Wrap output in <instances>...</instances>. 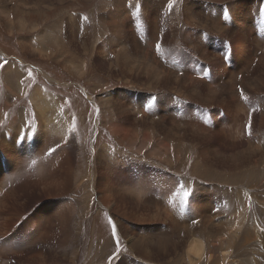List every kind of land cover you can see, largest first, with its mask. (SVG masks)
Masks as SVG:
<instances>
[{
	"label": "rangeland",
	"instance_id": "rangeland-1",
	"mask_svg": "<svg viewBox=\"0 0 264 264\" xmlns=\"http://www.w3.org/2000/svg\"><path fill=\"white\" fill-rule=\"evenodd\" d=\"M108 1L68 0L66 3L48 5V2H45L35 6L28 2L22 3L21 0H13L12 3L15 4L14 7L19 8V12H16L14 7L7 11L9 16H13L14 23L12 20L7 21L8 23L5 22L4 27L0 28V34H4L1 35L3 37L0 36V64L4 65L0 67V186H2L0 188V200L2 199L0 201V250H6V255L0 256L5 258L8 264H189V262L180 261L179 257L173 259L170 249L166 251V259L164 256L138 259V254L128 250L127 247V243L134 240L138 234H144L142 233L144 230L150 232L149 234L154 231L159 233L166 231L171 225V215H174L178 207L182 205L181 196L175 193L183 185L184 190L191 194L187 203L181 207L180 221L191 218L193 212H196V215H209L220 204L222 215L228 224L218 234L209 233L210 237L220 234L228 241L227 236L234 234V238L237 235L239 237L238 229L244 226L248 229L247 243L238 245L237 243L242 241L239 237L236 241L237 247L233 246L231 254L229 253L231 257L228 258L225 255L227 261L220 260L221 264H227V262L232 264L233 260L242 262L241 264H264V251L261 254L259 251L262 247L258 246L263 240L261 241L257 234L264 238V224L261 220L264 216L263 209L260 208L264 204L263 166L255 169L256 172L244 168L245 171L240 172L239 175L231 174L229 170L235 173L238 171L224 160L217 161V165L213 168L203 165L195 166L197 157L194 151L213 144L208 140H201L196 135L197 145L194 147L191 143L182 145L179 147L182 152L181 157L177 158L178 160L173 158L167 163L155 153V151H161L162 154L164 148H171L166 141L156 142V139L151 141L146 133L134 140L124 119L110 121L109 113L114 112L110 106L112 98H116L115 95L119 97L120 93L124 100H127L130 95L142 97L143 99L140 100L148 96L144 87L145 77H142V74L136 76L135 73L132 78L125 79L113 66L98 70L100 68L96 66V62L98 57L105 54L103 46L101 48L94 46L88 51L80 50L76 53L77 55L75 54L76 56L72 57L74 66L83 72L81 76L70 73L62 67V64H66L69 53L72 52L68 53L64 46H59V49L54 46L56 36L63 34L59 27H63L70 15L82 18L84 16V20L95 19L102 13V8ZM185 1L172 0V3L176 10H179L180 5ZM209 1L216 5L227 3V0ZM23 5L28 10L33 6L31 9L36 10L37 13L26 16L25 20L31 24L29 26L25 24L24 28L19 29ZM256 9L258 11L257 7ZM0 10L6 11V5L0 3ZM216 15L210 14V17L214 19ZM216 17L215 19L218 18ZM254 18L255 16H249L250 20ZM12 24L14 31L11 28ZM15 26L17 32H15ZM34 27L36 31L32 30ZM189 27L194 28L191 25ZM49 31H51L50 36L42 45L36 42L31 46L27 45V41L30 44V39L37 41L39 34ZM261 33L260 40H263L264 34L262 36ZM78 34L81 36L80 32ZM19 40H25L24 45L27 46L20 45ZM182 56L183 54H180L178 60ZM21 91L23 93H20ZM36 91L44 94L43 103L39 99L33 102L32 97ZM174 100L177 99L174 98ZM253 103L245 99L246 109L249 111L254 109ZM170 105L166 107L168 110L172 109L173 114L182 117L189 115L188 106L182 104L174 108ZM40 107L44 108L47 117L43 135H46L45 138L52 150L45 154V165H39L34 169L35 163L34 165L21 163L18 174L16 170L18 158L21 162L27 159L31 162V156L35 153L33 148L42 154L41 146L28 145L34 143L39 129H44V120L42 123L39 117ZM252 118L255 116L252 115ZM258 120L259 116L254 119V122ZM60 126L66 131L57 134ZM48 134L51 137H57L59 141L55 142L54 139L51 141L48 139ZM7 137L11 142L14 140V147H17L14 149L15 153L2 146L3 138ZM24 146L26 150L20 151L24 149ZM238 147L244 150L248 145L246 147L244 143H238L236 148ZM102 148L109 157L103 153L104 151L101 152ZM235 156L232 152L224 157L231 159ZM110 158H117L119 165L115 166ZM126 163H140L151 169L136 165L121 166ZM119 170L127 178L135 181L133 186L138 189V196H141L140 190L144 189H147L150 194L165 196L167 214L163 215L165 211H162L157 221L156 214L151 210L137 212L134 206L118 200L108 177L112 172L119 173ZM41 172L42 178H40ZM16 178L18 181L12 185ZM53 200L63 202V211L57 220L52 221L51 231L39 229L36 234L37 223L44 220V213H42L44 209L41 208H45ZM57 204L60 203L54 206H58ZM203 206L206 207L205 211H202ZM109 220L116 225L119 248L116 247V238L112 235V224ZM169 241L173 242V240ZM28 243L31 247L24 251L22 246ZM229 244V242L225 243L224 251L229 248ZM251 244L258 246L259 250H249V245L253 246ZM184 245L181 242L176 246V253L184 255ZM207 245L211 247V242ZM222 247L223 245L218 248ZM52 252L58 254L54 261L49 257ZM63 253L67 255V258L61 257ZM168 253L171 256L167 257ZM218 263L219 259L214 258V264Z\"/></svg>",
	"mask_w": 264,
	"mask_h": 264
},
{
	"label": "bare ground",
	"instance_id": "bare-ground-1",
	"mask_svg": "<svg viewBox=\"0 0 264 264\" xmlns=\"http://www.w3.org/2000/svg\"><path fill=\"white\" fill-rule=\"evenodd\" d=\"M67 1L21 0L22 3L28 2L35 6L45 2H48L49 5L50 3L58 4ZM12 2L13 0H0V3L7 7L6 11L0 10V25L2 27L7 21L12 20L14 23L13 16L10 15V18L7 12L10 8L13 9L15 4ZM24 7L25 5L22 7L23 11L20 12L22 17L19 19V29L24 28L25 24L28 26L31 24L25 20L26 16L37 13L36 10L31 9L33 6L29 7L31 12H27L29 11L28 8ZM102 9L101 14L96 18L94 17L95 19H91L92 22L87 18L84 20V16L82 18L70 15L69 19L65 20L63 27H59L63 34L56 36L54 46L58 49L59 46H64L68 53L69 51L72 52L69 53V56L67 55L68 60L65 58L66 64H62V67L70 73L79 76L83 74L71 60L78 51H88L94 46L96 48L103 46L105 54L97 58L96 66L100 69H96L104 70L108 66H113L125 79L132 78L135 73L136 76L142 74V77H145L144 87L148 96L144 100H140L143 98L130 95L127 100H124L120 93L118 94L119 97L115 95L116 98H112L110 106L114 111L109 113L111 122L124 119L134 140L146 133L149 137L147 138L151 141L154 139L156 142L166 141L171 148H164L162 154L161 151H155V153L167 163L173 158L181 157L182 152L179 147L182 145L188 143H191L193 147L197 145L196 135L201 140H208L213 144L194 151L197 157L195 166L203 165L207 168H213L217 165V161L224 160L230 164V167L238 171L235 173L229 170L234 175H239L240 172L245 171L244 168L256 172L255 169L264 167V39L260 40V38L262 39L260 33L264 31V0H227V3L223 5L213 4L209 0H186L180 5L179 10H176L172 0H109ZM15 11L19 12V8H16ZM210 14H217L218 18L215 16L217 19L215 17L212 19ZM249 16H255V18L250 20ZM190 25L194 28H190ZM11 28L14 31L13 24ZM32 30L36 31V27ZM50 32L39 34L37 41H31L33 38L30 39V44L26 40L27 45L31 46L35 42L42 45L50 36ZM78 32L81 33V36H78L80 35ZM22 39L25 38L22 37ZM24 41L19 40V44L23 46ZM157 45H159V50H157ZM180 54L183 56L178 60ZM59 57L61 58V56ZM241 92L244 94L243 97ZM43 96L41 91H36L32 100L35 103L39 99L43 103ZM245 99L254 102V109L251 111L246 109ZM168 104L174 108L182 104L188 106L190 108L189 115L182 117L173 114L172 109H167L166 105ZM43 109L40 107L39 117L42 119H40L42 123L44 120V129L41 127L42 129L37 132L34 143L28 144H33L35 147L41 146L42 154L33 148L35 153L31 156V162L28 159L21 162L18 158L16 167L18 174V169H21L22 166L21 163L25 165L26 163L30 165L35 163L34 169L39 165H45V154L52 150L50 143L45 138L46 135H43L47 121ZM252 115L255 118L259 116L258 122H254L255 118H252ZM63 131L66 130L60 126L57 134H61ZM47 136L51 141L53 139L55 142L59 141L57 137H51L50 134ZM6 140L8 139L3 138L1 143L4 149L15 153L14 149L17 147H14V140L12 142L10 139L9 142ZM238 143H244L248 147L244 150L239 147L238 149L236 148ZM26 146L20 151H25ZM101 152L109 157L104 149ZM232 152L236 155L234 158L224 157ZM110 160L115 163V166L119 165L117 158H110ZM128 165L151 169V167L140 163H126L121 166ZM221 167L220 163V170ZM160 174L163 175L162 172ZM42 176L43 173L41 172L40 178ZM16 179L14 182L11 181L12 185L16 184L18 178ZM108 180L114 195L119 198L118 200L134 206V210L137 212L139 210H151L156 214V220L159 221L161 212L166 210L165 196L150 194L147 189L140 190L141 196H138L139 191L133 186L135 181L127 178L120 170L119 173L112 172ZM56 203L60 204L54 206ZM182 206L183 204L178 207L174 215H171V225L167 227L164 233L154 231V233L149 234L150 232L144 230L142 232L144 234H138L134 240L131 238L132 241L127 243L128 250L138 254V259L142 257L151 258L152 256H164L166 259V251L170 249L173 259L179 257L180 261H186L189 264H214V258H218V264H221L220 260L223 261L225 255L228 258L231 257V250H233V246L237 247L236 241L239 237L242 241L237 243L238 245L247 243L246 240L249 237H247L248 229L245 226L238 229L239 237L237 235L234 238V234L227 236L229 237L228 241L222 238L220 234L213 238L209 236V233H220L228 224L224 220L220 204L209 215H196V212H193L191 218L180 221ZM205 208L202 211H205ZM260 208L263 209L264 216V204ZM41 209L46 211L43 210L42 212L44 213V220L37 223L36 234L39 229L40 231L41 229L47 232L51 231L52 221L57 220L63 211V202L53 200ZM165 213L166 211L163 215ZM165 217L168 218L170 215ZM155 218L153 216V219ZM261 220L264 224V217ZM161 221L163 220L161 219ZM257 234L261 241L263 240L260 245L257 243L258 246L262 247V250L259 251L261 253L264 251V238L259 233ZM255 236L257 235L255 234ZM169 240H173V242L171 243ZM181 242L185 244L184 255L176 253L177 249H175ZM205 242H211V247ZM226 242L230 244L229 248L224 251ZM254 242L256 243V241ZM221 245L223 247L218 248ZM258 246L249 245V250H259ZM29 247H31L30 243L22 246V249L25 251ZM242 249L244 248L242 247ZM5 253L6 250H0V255H6ZM57 256L56 252L49 254L53 261ZM169 256L171 255L168 253L167 257ZM61 257L67 258V255L63 253ZM4 259L0 256V264H8ZM225 260L227 261V259ZM124 262L125 258L123 259ZM231 262L232 264L242 263L235 260Z\"/></svg>",
	"mask_w": 264,
	"mask_h": 264
},
{
	"label": "snow or ice",
	"instance_id": "snow-or-ice-1",
	"mask_svg": "<svg viewBox=\"0 0 264 264\" xmlns=\"http://www.w3.org/2000/svg\"><path fill=\"white\" fill-rule=\"evenodd\" d=\"M157 50H159V45H157ZM3 66H4L3 64H0V67H3ZM243 95H244L243 92H241L242 97H243ZM249 127H250V125H249ZM53 151H55V149H53ZM175 194L177 196H181V204H185V203H187L188 198H189L191 193L187 190H184L183 185H181L180 190H178ZM109 223L112 224V221L109 220ZM112 235H113V237L116 238V247L119 248V237L117 236V230H116L115 224H112Z\"/></svg>",
	"mask_w": 264,
	"mask_h": 264
},
{
	"label": "crops",
	"instance_id": "crops-1",
	"mask_svg": "<svg viewBox=\"0 0 264 264\" xmlns=\"http://www.w3.org/2000/svg\"><path fill=\"white\" fill-rule=\"evenodd\" d=\"M15 27H16V26H15ZM0 28H1V25H0ZM1 29H2V28H1ZM3 31H4V29H3ZM4 32H6V30H5ZM15 32H17V27H16V31H15ZM0 54H1V53H0ZM20 93H23V92L21 91ZM46 98H47V97H46ZM47 101H48V100H47ZM48 104H49V102H48ZM8 137H10V136H8ZM8 137L5 138V139H8V140H6V141H9L10 138H8Z\"/></svg>",
	"mask_w": 264,
	"mask_h": 264
},
{
	"label": "flooded vegetation",
	"instance_id": "flooded-vegetation-1",
	"mask_svg": "<svg viewBox=\"0 0 264 264\" xmlns=\"http://www.w3.org/2000/svg\"><path fill=\"white\" fill-rule=\"evenodd\" d=\"M1 35H4V34H0V36H1ZM1 37H3V36H1Z\"/></svg>",
	"mask_w": 264,
	"mask_h": 264
}]
</instances>
